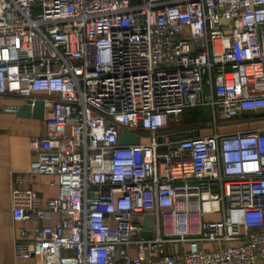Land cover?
Listing matches in <instances>:
<instances>
[{"label": "built area", "instance_id": "built-area-1", "mask_svg": "<svg viewBox=\"0 0 264 264\" xmlns=\"http://www.w3.org/2000/svg\"><path fill=\"white\" fill-rule=\"evenodd\" d=\"M38 91L53 117L12 179L15 264L264 258V126L221 131L247 114L264 124V0H0V95L32 107ZM194 107L211 132L174 140ZM40 174L57 186L44 203ZM152 211L190 249L144 236Z\"/></svg>", "mask_w": 264, "mask_h": 264}, {"label": "crops", "instance_id": "crops-1", "mask_svg": "<svg viewBox=\"0 0 264 264\" xmlns=\"http://www.w3.org/2000/svg\"><path fill=\"white\" fill-rule=\"evenodd\" d=\"M48 94L44 92H35L34 101L43 100L42 115H34L33 110L30 113L22 111L25 104V97L22 95L7 93L0 95V264H15V250H14V235L19 224L14 222L11 212L12 198L11 188L13 184V177L16 172H23L28 169L32 159V153L28 145L32 137L39 136L46 131V122L53 117L50 105L46 104L45 99ZM7 105H19V112L5 111ZM185 111L182 114L180 125L175 128H186L193 125L189 121H184L186 117ZM188 115V114H187ZM250 116L249 114H247ZM233 120V119H232ZM264 126L263 123L258 126ZM250 127V128H254ZM172 128V129H173ZM186 128L180 135H195L199 133L205 135L211 132L209 127L189 131ZM193 130V129H192ZM170 132V131H168ZM181 132V131H179ZM172 133V132H171ZM33 187L37 191V195L44 203L51 197L57 195V186L50 185L51 176L40 174L35 177ZM146 214L151 215V227L149 228L150 237L162 236L168 240L165 242V249L168 253L181 252L190 249V241H174L172 232L168 228L170 222L169 216H162L159 212L145 213L142 217V222ZM221 218L220 213L200 215V220H215ZM198 247L212 248L215 244L209 241L198 240L196 242ZM161 264V263H158ZM256 264H264V258Z\"/></svg>", "mask_w": 264, "mask_h": 264}, {"label": "water", "instance_id": "water-1", "mask_svg": "<svg viewBox=\"0 0 264 264\" xmlns=\"http://www.w3.org/2000/svg\"><path fill=\"white\" fill-rule=\"evenodd\" d=\"M31 102H32L31 99H27L25 104L22 107V111L30 113V110H33L34 115H38V114L42 115L43 100L38 99V100L34 101L32 107L30 106ZM182 136L183 135L181 134V135L173 137V139L177 140L178 138H180ZM118 141L120 143H123V144H126V143H135L136 144V143H139L138 142L139 136L133 132H126V133L119 136ZM151 223H152L151 215L146 214V216L144 217L143 222H142V227L144 229V231H143L144 236L149 235V233H150L149 228L151 227Z\"/></svg>", "mask_w": 264, "mask_h": 264}, {"label": "rangeland", "instance_id": "rangeland-1", "mask_svg": "<svg viewBox=\"0 0 264 264\" xmlns=\"http://www.w3.org/2000/svg\"><path fill=\"white\" fill-rule=\"evenodd\" d=\"M191 116H197V120L203 121L204 123L209 124L208 122L211 119L210 111L208 107H198L195 109H187L186 112H192ZM231 121V120H230ZM228 121V122H230ZM225 122L221 124V131L227 132L230 130H247V128L261 125V122H257L256 120H241L236 119L235 121H231L230 123Z\"/></svg>", "mask_w": 264, "mask_h": 264}, {"label": "trees", "instance_id": "trees-1", "mask_svg": "<svg viewBox=\"0 0 264 264\" xmlns=\"http://www.w3.org/2000/svg\"><path fill=\"white\" fill-rule=\"evenodd\" d=\"M195 108H198V107H194L193 109H195ZM186 110H185L186 114L184 116L186 118H184L185 119L184 121L185 122L189 121L190 123H193V125H190V126L186 127V128H189L188 129L189 131H195V130H200V129L206 128V123H204L203 121L197 120V116H194V117L191 116L192 115L191 113H193V111L192 112H186ZM255 119H256V117H251V116H248V115L244 118V120H246V121L247 120H255ZM233 120L235 121L236 119H233ZM233 120H231V121H233ZM230 122H228V123H230ZM186 128H184V129H182V128L174 129L173 128V129H170L169 131L172 132V133H175V132H178V131L183 132L184 130H186Z\"/></svg>", "mask_w": 264, "mask_h": 264}]
</instances>
